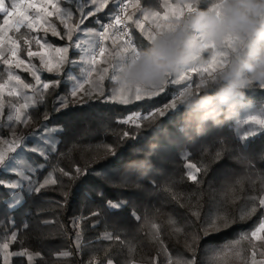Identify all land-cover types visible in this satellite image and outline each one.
<instances>
[{
  "label": "trees",
  "instance_id": "1",
  "mask_svg": "<svg viewBox=\"0 0 264 264\" xmlns=\"http://www.w3.org/2000/svg\"><path fill=\"white\" fill-rule=\"evenodd\" d=\"M116 1L109 0L106 8L85 18L84 25L100 30L102 22L115 12ZM160 1L139 0L138 3L147 9ZM210 2L203 0L200 7H207ZM59 3L69 7L76 23L84 19L83 13L95 11L96 7L85 0L72 3L59 0ZM139 13L131 15L129 24L137 49L145 50L150 45L144 32L136 27ZM56 25L59 35L48 32L45 37L57 48L70 45L65 37V26ZM21 31L26 34L19 38L21 53L27 56V51L36 45L37 34L25 28ZM19 35L17 33L16 37ZM39 37H44L40 31ZM25 39L31 43H25ZM106 49L90 81L77 96H70L65 79L68 70L79 75V67L68 65L60 73L44 72L43 78L59 79L61 83L47 89L43 102L29 108L31 125L15 123L11 128L0 127L1 138L26 137L29 148L42 144L48 135L45 126L62 129L52 133L58 141L57 151L50 153L47 160L36 153H20L35 164L44 165L32 174L34 181L43 183L49 173L54 172L57 183L47 185L39 193L24 191L23 202L15 209L7 206L12 203L9 190L0 186V237L16 231L17 242L10 244L9 251L25 248L32 254L39 253L32 264H107L109 259L113 264H166L161 241L173 258L191 260L195 257L196 264H213V257L223 245L236 240L242 232L254 230L264 218V208H258L254 215L240 219L241 210L248 203L246 198L260 195V178L264 177V127L249 120L251 116L264 119V90H250L239 102L238 114L222 126L216 127L209 122L205 134L186 135L180 128L185 109L183 106L177 108V97L188 83L195 89L200 78L166 84L165 90L158 95L132 100L126 105L106 101L93 91L94 85L102 84L106 97L118 88L112 76H105L102 82L97 79L96 73L111 64L117 52L111 41L107 42ZM209 55L206 53V59ZM79 58L71 48L69 59ZM61 97L67 98L66 107L61 106ZM173 100H176V108L166 107ZM158 109L164 111L163 116L150 115ZM132 115H139L141 119L127 124L120 122ZM246 120L249 122H243ZM125 132L129 134L127 137L123 135ZM249 133L252 134L246 135ZM152 143L159 148L146 173L127 167L130 161L143 159V156H134L130 149L147 148ZM185 154L187 158L182 159ZM188 164L201 169L195 173L196 182L188 178ZM77 168L81 170L79 175ZM60 169L70 176L63 175ZM16 179L15 174L0 171V181ZM237 180L241 183L237 184ZM251 180L256 183L253 185ZM108 201L120 203L122 207L118 211L110 210ZM193 210H198L199 218L192 215ZM218 212L227 217L228 226L219 231L209 229L204 235L210 218ZM134 215L140 219H135ZM170 217L183 227V234L172 230L168 223ZM12 219L14 225L10 223ZM154 223L160 226L159 238L152 229ZM78 232L82 235L79 249L74 243ZM106 233L111 234L112 239L103 238ZM254 243L258 246L257 259H260L259 249L264 244ZM244 248L247 260L251 253L248 242L244 243ZM64 251L71 256L58 255ZM11 264L29 262L26 257H12ZM230 264L243 262L233 259Z\"/></svg>",
  "mask_w": 264,
  "mask_h": 264
},
{
  "label": "snow or ice",
  "instance_id": "2",
  "mask_svg": "<svg viewBox=\"0 0 264 264\" xmlns=\"http://www.w3.org/2000/svg\"><path fill=\"white\" fill-rule=\"evenodd\" d=\"M69 3L72 2H78V0H68ZM87 4L95 5V11H88L87 13H83V6L81 5V12L86 17L95 15V12H99L102 9L106 8L108 6L109 0H85ZM139 0H137L138 4ZM131 4L132 7H136V4H132V0H117V3L114 5V7L117 9L116 12H113L110 15L109 22L107 24H101L100 30H92V29H81L80 25L83 24L85 21L84 19H81L79 21V24H77L75 27L72 25L65 23V27L67 28V32L65 33V37L68 41L72 42L70 45L58 48L55 51L60 54L59 58V65H62L64 62H68L71 67H76L79 65L80 68V76L74 75L71 71H69L66 74L65 83L69 86V94L72 97L77 96V93L84 90L85 83L90 81V77L92 75V71L94 70V65L97 62L98 57H103L105 54V51L107 50L104 44V41H106L110 36V30L113 29L116 25H120L124 19L131 20L132 16L127 15L128 7ZM56 13L60 15L61 19L63 20L66 18H71L72 12L70 9H61L57 6H55ZM187 8V11H192L193 5L188 4L185 6ZM29 9H37V5L32 2V0H27V3H17V2H11L10 6H6L5 0H0V19H2V23H0V48H2L5 44V41L7 40L10 47L9 52L11 53L12 57L17 56V46L18 41L14 40L12 37L7 36V32L10 30H15L16 33L20 32L21 27H24L28 30H35L39 27L38 21L45 19L46 9L44 12H41L39 9L33 14L29 15L28 10ZM50 15V13H47ZM183 15V10H177L174 12H170L168 15L161 16L159 12L154 14L153 17V23L155 26V29L157 31L153 32L152 30H144V25L140 23V21H136V27L144 32V36L146 38V41L149 43V45L155 40L157 33L160 31H163L165 29H169L172 27V21L174 19L179 18ZM169 16H171V19H169ZM147 19V17H145ZM77 31L80 32V35L77 36L76 40L73 41V32ZM53 32L55 35H59L58 32H55L53 29ZM91 35V39H85V37ZM116 39H123L124 37H129V39L121 45V48L115 53V57H117L116 63L112 66L113 67V74H112V81L116 84H118L116 80V76L119 72L120 65L123 61H135L139 58L140 53L143 50H138L134 41L130 38V32L127 30V28L124 29H118L117 32L114 34ZM116 39L113 40V43L115 44ZM25 43L30 44L31 42L27 39H25ZM36 43L38 45L41 44L40 39H36ZM230 43V41H229ZM69 48H72L75 50L80 58L79 60H67V53L69 51ZM131 52V56H126L124 54ZM40 56L41 62L43 66L47 69V71L52 72L54 70L59 71V66H56L55 68L53 66H50V61L46 60L44 55L42 53L33 52L31 50L27 51L28 57H34V56ZM3 57V53H0V58ZM225 54L215 52V54L212 55L210 62H208L206 65L201 66L199 69L193 68L190 70H187L183 73L171 75L170 77H173L171 80L168 78L163 85H161L159 88L155 90H148L145 88H142L140 86L133 88L123 87L119 86L118 89H113V92L109 96H104V90L102 87V84H96L94 85L93 91L98 92L100 96L104 97L106 101H112V102H118L121 104H129L132 102V100H142L146 96L152 97L158 95L160 92H163L164 85L166 84H177L180 81L183 80H191V76L187 73L189 72H199L200 76H211L217 67L223 66L225 63ZM3 63L5 65L9 64L8 59H3ZM24 60H20L17 58L16 60V66L19 67L20 65L24 64ZM108 69L105 68L103 70L104 74H101L99 76V80L102 82L105 78V74L108 73ZM32 76L35 79L36 86L32 84L24 83L21 80V77L18 75H13L11 71H8L7 73V80L0 82V116L3 114V110L5 107V101H4V89L5 85L11 81H16V86L9 90L7 92V95L9 97H20L23 102L22 103H9V114L7 116V124H4L0 122V127H13L15 123H23L25 126L27 123L31 120L30 114L26 111L29 108L35 107L37 103L43 102V96L46 93V90L50 87H58L61 83L59 79H56L55 81H49V82H41L40 75L37 74V71H32ZM178 77V78H177ZM119 85V84H118ZM23 87L24 89H32L33 93L31 96L24 94L21 96V92L18 91L20 87ZM199 87V83L196 84V88ZM193 88V85L191 83H188L183 91L179 92V95L177 99H180L183 94L187 91ZM91 95V93H88ZM37 97L40 99L38 100ZM61 102L62 107H66L68 100L66 97L59 98ZM176 100H173V102L170 105H166V107L176 108ZM58 110V109H57ZM164 115L163 110H157L156 113L150 114V115ZM45 119H47V116H45ZM141 119V116L139 115H132L129 116L127 119L120 121L121 123H129V122H135L137 120ZM143 119H148V117H143ZM250 121H253L255 123H258L262 127H264V119H258L256 116L249 117ZM245 123L249 122L248 120L243 121ZM139 126V125H137ZM44 131L48 134L42 141L41 145H38L36 147L29 148L25 141L28 139L26 137H19V138H13L10 140H4L3 138H0V171H7L10 173H13L17 176V179L14 181H0V186L6 187L12 198V203H9L7 206L10 209H15L16 207L20 206L23 202V192L27 191L29 194L33 193H39L42 188H45L49 184H55L57 181L54 179V172L49 173L48 177H46L43 181V183H39L38 181L33 180L32 174L38 172L41 170L44 165L35 164L34 162L28 160L27 158L21 156V152H32L36 153L45 160H47L48 155L52 152L57 151V144L58 141L55 140L52 136V133L62 131V129L58 128H47L45 126ZM252 133L246 134L251 135ZM125 137H127L129 134L125 132L123 134ZM243 139V137H242ZM107 150L109 152H112V154H115V151L110 147L106 146ZM20 151H17V150ZM9 153H14L15 155H9ZM188 154H185L182 156V159H186ZM186 168L189 169L187 175L188 178L196 182L197 176L195 173H199L201 171L200 168H197L195 164H188L186 165ZM192 169L195 170V172L192 171ZM63 175L70 176L69 173L64 172L63 169H60ZM77 174L79 175L81 173V170L79 168L76 169ZM86 174V171L85 173ZM237 184L241 183V180L236 181ZM251 183L254 185L256 183L255 180H251ZM261 183V191L260 195H251L248 196L246 199L248 201L246 208L241 210L240 219H244L246 216L250 217L251 215H254L258 208H264V177L260 178ZM102 195V194H101ZM107 207L110 210L118 211L122 204L115 203L112 201L107 202ZM97 214V213H94ZM192 215L199 218V212L198 210H193ZM134 218L139 220V216H135ZM211 222L207 225V227L204 229V235L208 234V230L212 229L214 231H219L221 227H227L229 224V221L226 216H224L221 213H216L211 218ZM223 221V224L217 223L218 221ZM10 223L14 225L15 221L14 219L10 220ZM47 223V222H46ZM169 225L172 227V230L177 234H183L184 229L183 227L177 225L176 221L169 218L168 221ZM74 226H76V221L73 222ZM25 228H27V225H24ZM152 229L156 232L157 238H159L160 233V226L158 224H153ZM105 239H112L111 234L106 233L104 235ZM118 240L119 237H116ZM17 242V232L13 231L10 235L0 237V258H2V264H11V258L12 257H26L29 264H32L36 256H39V253L32 254L28 251V249L21 248L19 251H9L10 244ZM248 242L251 248L250 257H248L247 260L244 258V243ZM254 242H262L264 244V218L261 219L259 225L250 232H242L239 234L238 238L236 240L230 241L223 245L219 251L215 254L213 257V264H230V261L233 259L237 261H242L243 264H264V246H261L259 249V255L260 259H257V244ZM20 243L22 244L23 241L21 240ZM75 246L77 249L80 248L82 244V235L80 232L77 233L75 237ZM162 247H165V253H166V264H196L195 257H193L191 260L184 259L183 257H176L173 258L170 253H167L166 246H163V242L161 241ZM60 257H69L71 256L70 252L64 251L58 254ZM107 264H113V261L111 259L108 260ZM155 264V262H154Z\"/></svg>",
  "mask_w": 264,
  "mask_h": 264
},
{
  "label": "clouds",
  "instance_id": "3",
  "mask_svg": "<svg viewBox=\"0 0 264 264\" xmlns=\"http://www.w3.org/2000/svg\"><path fill=\"white\" fill-rule=\"evenodd\" d=\"M191 0L192 11L172 21L135 61H123L119 86L155 90L171 76L207 63L206 53L225 54V63L199 87L187 90L178 101L185 113L180 128L186 135L205 134L211 122L220 127L238 113V104L250 90H264V0ZM230 41V43H229ZM158 144L133 148L143 159L130 161L133 170L146 173Z\"/></svg>",
  "mask_w": 264,
  "mask_h": 264
},
{
  "label": "rangeland",
  "instance_id": "4",
  "mask_svg": "<svg viewBox=\"0 0 264 264\" xmlns=\"http://www.w3.org/2000/svg\"><path fill=\"white\" fill-rule=\"evenodd\" d=\"M133 1H134L133 4H136L137 6L136 7H132L131 6V8L135 9V10H132L130 16L134 12H140L139 13L140 14V17H139L140 19L139 20L144 25V30L145 31L152 30L153 32L157 31L155 29V26H154V23H153V17H154L155 13L159 12L161 14V16L163 17L165 15H168L170 12H174V11L182 9L183 10V15H184L185 13L188 12L187 8L185 6L188 5V4H191V0H161L159 3L156 4L154 2L151 7H148L147 8V12H144V11L141 12V9H140L141 5L139 3L137 4V0H133ZM5 2H6V6H10L11 2L27 3V1H24V0H5ZM32 2L37 5V9H39L41 12H44V10L46 9V14H45V19L40 20V21L37 22L39 27L36 28L35 30H32V31L36 32V34H37L36 37H37V39L41 40V44L38 45L36 43L35 47H33V48L29 49V50H31L33 52L42 53L44 55L45 59L50 61V66H53L54 68L56 66H59V71H56V70H54L52 72L47 71V69L42 64L39 55L34 56V57L23 56V54L21 53V48L22 47H21L19 38H21V37L24 38L26 34H25L24 31H21V29L24 28V27H21L20 32H19L20 33L19 37H16L17 33L15 32L14 29L7 32V36H10L14 40L18 41L17 56L16 57H12L11 56V53L9 52L10 45H9L7 40L5 41L4 46L2 48H0V53H3V57L0 58V82H3L5 80H7V73H8V71H11L13 75L20 76L21 80L24 83L32 84V85L36 86L35 79L32 76V71H34V70L37 71V74L40 75L41 82L43 83V82H49L47 79L43 78V73L44 72L60 73L68 65L70 66V64L68 62H64L62 65H59L60 54H58L55 51L58 48L54 47L53 44L50 43V41L48 40V37H45V34L48 33V32H52L54 34L53 29L55 30V32H58V28H57L56 24H60V25H64L65 26V23H68V24L72 25L73 27H75L79 23H76V22L73 21V13H72V16H71L70 19L66 18V17L63 20L61 19L60 15H58L56 13V9H55L54 5L59 7V8H61V9H69V7H67L66 5H61L59 3V0H32ZM37 9H29L28 10L29 15H33L37 11ZM152 9H154V10H152ZM153 12H155V13H153ZM47 13H50V15H48ZM145 17H147V19ZM169 19H171V16H169ZM84 20H85V17H84ZM97 21H99V18H97ZM80 28L81 29L98 30L96 27L95 28H91V27H89L87 25L85 26L84 23L80 25ZM65 29H66V31H65V33H66L67 32V28L65 27ZM26 30H28V29H26ZM28 31H30V30H28ZM39 31L42 32V34L44 36L43 38L39 37ZM78 35H80V32H77V31L73 32V41L76 40ZM85 39H91V35L85 37ZM114 39H116V38H114ZM114 39H107L106 42H105V47H107V42L111 41L113 47L115 48V50L118 51L121 48V45H123L126 42L123 39H116V42L114 44L113 43ZM66 46H68V45H65V47ZM59 48H63V47H59ZM70 49L71 48H69V51L67 53V60L68 61H71L69 59ZM209 53H210V55L208 57L209 59H207V63L210 62L212 55L215 54V51H212V52H209ZM124 55L130 57L131 56V52L126 53ZM17 58L20 59V60H24L25 63L20 65L19 67H17L16 66ZM101 58L102 57H98L96 64L93 66L94 70L92 71V73L97 69L98 63H99V61H101ZM3 59H8L9 60V64L5 65L3 63ZM117 59H118L117 57H113L112 56L111 64L109 63V65H107V67L103 68V70L105 68H107L109 70L108 73L105 74V76H107V75L112 76V74H113V67L112 66L116 63ZM77 60H79V59H77ZM206 64H204V65H206ZM204 65H202V66H204ZM76 67H79V65H77ZM71 68H73V67H71ZM103 70L99 71L98 73L95 72L96 75H98V77H97L98 80H99V76L101 74H104ZM69 71H71V70H68V72ZM72 73L75 74L74 72H72ZM187 74L191 76V79L192 78L194 79V77L201 78L199 72H189ZM76 76H80V68H79V75H76ZM30 77L32 78V80L30 79ZM185 81H188V80L180 81V83L181 82H185ZM16 84H17L16 81H11V82H9V83H7L5 85V89H4L5 107H4L2 116H0V122H2L4 124L8 123L7 122V116L9 114L8 104L10 102L11 103H17V104L23 102V100L20 97H9L7 95V92L9 90L13 89L16 86ZM118 87H119V85H118ZM165 87H166V85H164V89H165ZM18 91L21 92V96H23L24 94H27V95L31 96L32 93H33L32 89H24L22 86L18 89ZM37 99L39 100L40 98L37 97ZM28 110H26V111L28 112ZM29 125H31V120L27 123L26 126H29Z\"/></svg>",
  "mask_w": 264,
  "mask_h": 264
},
{
  "label": "built area",
  "instance_id": "5",
  "mask_svg": "<svg viewBox=\"0 0 264 264\" xmlns=\"http://www.w3.org/2000/svg\"><path fill=\"white\" fill-rule=\"evenodd\" d=\"M24 1H27V0H24ZM133 2H134V1L132 0V4H133ZM116 3H117V1H116ZM140 9H141V12H142V11H143V6H142V5L140 6ZM132 10H135V9H132V8H131V4H130L129 7H128L127 15H130L131 12H132ZM116 11H117V9L115 8V12H116ZM108 22H109V18H108V19H105L102 23H103V24H107ZM129 23H130V20L124 19L120 25H116L113 29L110 30V36H109L108 39H114V38H116L114 34L117 32L118 29H124V28H127V30L130 32V38L134 41V39H133V35H132V32H131V29H130V24H129ZM128 39H129V37H124V38H123V40H124L125 42H126ZM105 42H106V41H104V44H105ZM134 43H135V41H134ZM135 45H136V43H135Z\"/></svg>",
  "mask_w": 264,
  "mask_h": 264
},
{
  "label": "crops",
  "instance_id": "6",
  "mask_svg": "<svg viewBox=\"0 0 264 264\" xmlns=\"http://www.w3.org/2000/svg\"><path fill=\"white\" fill-rule=\"evenodd\" d=\"M152 10H154V9H152ZM143 11H144V12H147V9H143ZM150 12H151V11H150ZM153 13H155V12H153Z\"/></svg>",
  "mask_w": 264,
  "mask_h": 264
}]
</instances>
